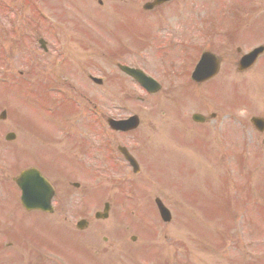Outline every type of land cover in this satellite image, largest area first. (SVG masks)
Returning a JSON list of instances; mask_svg holds the SVG:
<instances>
[{
    "label": "rangeland",
    "instance_id": "rangeland-1",
    "mask_svg": "<svg viewBox=\"0 0 264 264\" xmlns=\"http://www.w3.org/2000/svg\"><path fill=\"white\" fill-rule=\"evenodd\" d=\"M101 1L102 4H99V0H0V113L3 110L7 111V118L0 120V162L2 159L12 160V151L7 148L9 144L4 143V135L7 132H15L20 134L18 138L22 143L17 139L11 142V145L24 144L27 149L30 143V158L37 159L41 167L43 166L49 173L54 167L60 170L62 163L54 156L45 158L42 154L44 148H40L35 139L30 140L33 132L40 133L45 128L48 132L51 128L53 132L59 126L47 121L48 116L42 102L44 100L42 98H45L55 115L61 114L64 123L67 124L65 128L57 131L61 138L68 132L71 136L73 135L70 139L63 141L64 144L69 146L78 134H86L88 141L85 140V142L88 143L89 149L99 145L97 167L83 169L82 173L75 171L82 179H79L78 175L71 174L69 176L72 180L85 182V186L91 184L99 191L129 194L135 198H142L138 196L140 193H144V199L157 195L164 198L163 200L170 207L174 196V182L165 187L167 183L162 182L163 180L171 182L175 178L171 174L174 173L173 169L169 170V173L162 171V169H170L169 164L157 169L159 164L157 160L152 159L155 153L153 156L150 153V158L146 160L152 161L149 163L152 168L148 165L143 166L141 173L135 175L119 160L116 152H112L113 158L109 159L106 156L111 151L110 141L114 146L124 144L134 151H142V143L156 144V139L161 138L162 134L165 135L163 138L170 137L172 125L176 122L174 116L178 114L177 109L180 110L178 116L185 121L186 115L196 110L191 105L194 101L191 99L194 87L187 83L188 79L181 82L180 85L191 94V97L186 98V95L181 96L178 90L171 89L174 86L171 80L168 81L172 82L171 85L164 84L161 91L149 95L133 84L128 77L123 76L117 68H113V77L117 84H121L117 87L113 82L97 86L89 80V75L85 74L92 71V75L95 76L106 75L100 73L101 70L108 71L112 66L104 62L107 61L105 55L111 52L116 44L120 46L125 41L130 42V50L125 57L121 56L119 61L129 65L141 64L158 77L162 73L174 77L175 65L171 68L163 62L155 63L154 59L152 63V58L162 59V53L157 49L170 45L180 56V52L187 48L189 52L184 51L183 54H187L189 66H191L199 50L204 46L205 39H210L209 49L222 57L221 71L216 81L220 83L222 79L231 76V80L241 82L244 88L241 92L232 90V96L236 97L227 96L230 108L221 106L217 116L219 118L212 121V125L198 127L203 132H206V129L209 132H217V134L207 132L208 136L205 134L203 140L210 147L207 144L208 137L213 138L214 144L220 143L221 147L219 153H216L215 148L212 147L213 153L210 155L207 154L206 148L201 147V150L194 154L200 161L194 159L196 161L194 165L203 169L201 170L203 173L209 172L214 175L212 172L219 164L218 157L222 160L226 159L225 172L232 168L233 174L223 173L226 176L231 175L229 185L226 184L228 182L225 183L224 193L230 194L216 195L215 177L206 175L207 179L186 170V177L180 176L175 182V195L180 205L187 206V211H183L179 216L180 222H184L194 233L185 226L175 228L173 224L172 228L170 224L166 226L161 224L156 227L158 231L153 229L152 239L146 243L152 242V245L149 244L151 248L163 246L164 256H170L167 252L174 254V245L178 247L175 256L177 259L173 264H190L191 262L264 264V144L262 142L264 134L259 135L249 125L251 116L264 117V54L251 70L240 74L236 71L237 61L247 50L264 44V0H173L152 11L143 9V4L150 0ZM237 13L240 15L242 13L244 16L241 19V21L245 19L243 24L237 18ZM128 16L137 18L134 24L130 23L129 29L133 30L132 28L137 26L148 29L144 36L147 41L146 48H148L145 51H140L139 45H135V36H137L135 32L131 31L124 35V29L120 24H123L121 20ZM201 21L207 23L209 28L212 21L216 31L220 32H216L215 35H197L196 30ZM233 30L235 39L229 36ZM41 37L48 41V52H45L38 43ZM156 39L157 44H155ZM142 42L143 40H139V43ZM134 47L136 49H132ZM238 48L242 50L240 53L237 52ZM108 56L111 55L108 54ZM97 58L99 62L91 67V62ZM142 59L149 63L148 66ZM183 61L186 59L176 57L175 63L178 66ZM82 82L85 87L77 88ZM234 82L231 85L232 88H234ZM217 85L218 88H214L213 91L216 98L222 102L220 95L226 98L225 90L223 86ZM57 86L62 87L64 93H58L59 90L56 89L51 91L54 89L50 87ZM196 90L195 94L199 100L203 96L202 101L212 104L214 99L205 96V92H202L203 88H196ZM177 99L181 100L178 104ZM92 108L96 109L95 112ZM134 113L140 116V128L129 136L115 137L112 141L114 136L105 125V117L109 114L125 116ZM22 125H25L27 129ZM81 132H96V135ZM176 132L181 138L185 136L184 127ZM106 133H108L107 138L104 135ZM138 141L141 144L137 145ZM210 142L213 143L211 140ZM150 147L148 145V148ZM144 148L147 150L146 147ZM243 149L250 151L247 155L248 161L256 156V163L259 166L258 177L255 179L247 166L245 173L251 181L245 176L243 178L238 175L232 155ZM62 152H66L68 159L72 157L68 148ZM164 155L168 156L169 153L166 152ZM178 155L177 159H179ZM202 162L204 164L200 165ZM206 164L212 170L206 169ZM5 168L6 166L0 163V183L3 182ZM104 176L125 179L123 184L127 189L124 191L126 193L120 192L119 183L122 180L111 182L104 180ZM217 181L220 183L221 178ZM157 184L160 187L156 186ZM238 185L243 194L241 195L242 204H236L234 221L228 229L229 232L224 231L223 227L218 229L223 226H219L223 214L222 208L226 215L230 210L227 207H235V201L231 197L236 196L240 200ZM243 187L248 188L249 197L246 192L243 193ZM5 194L4 189L0 191V202ZM125 196H115V198H125ZM127 200V203L131 202ZM6 208L9 210L11 205L8 204ZM136 208L141 213L144 212L148 222L155 219L151 206L139 204ZM15 212L18 215L23 214L17 206ZM211 222L217 226L212 233L209 232L211 228H214L210 225ZM15 224L20 226V222ZM197 230L202 232L199 233ZM141 262L139 261L138 264Z\"/></svg>",
    "mask_w": 264,
    "mask_h": 264
},
{
    "label": "flooded vegetation",
    "instance_id": "flooded-vegetation-1",
    "mask_svg": "<svg viewBox=\"0 0 264 264\" xmlns=\"http://www.w3.org/2000/svg\"><path fill=\"white\" fill-rule=\"evenodd\" d=\"M110 204L111 206L122 205L121 202L114 201ZM100 210L103 208L95 209L93 214L98 216ZM117 210L119 209L110 207L106 219H95L93 224L89 221L87 226L84 225L85 229H90L87 240L79 241L75 232L69 230L70 227L66 225V218H63L61 223L55 226V229L43 240L30 243L25 253L27 262L20 264H116V250L119 255L129 254L127 240H125L126 231L123 228H115L113 225L116 221L120 223L119 217L124 214V209ZM64 211L63 207L59 208L62 216ZM13 238L16 239L17 235L14 234ZM117 263L120 264L119 261Z\"/></svg>",
    "mask_w": 264,
    "mask_h": 264
},
{
    "label": "water",
    "instance_id": "water-1",
    "mask_svg": "<svg viewBox=\"0 0 264 264\" xmlns=\"http://www.w3.org/2000/svg\"><path fill=\"white\" fill-rule=\"evenodd\" d=\"M161 1H163V0H156L155 3H159V2H161ZM260 51H261V49H258V50H256V51H254L250 56H248V57H247L248 61L253 62L254 59L256 58V55H257ZM255 121H256V120H255Z\"/></svg>",
    "mask_w": 264,
    "mask_h": 264
}]
</instances>
